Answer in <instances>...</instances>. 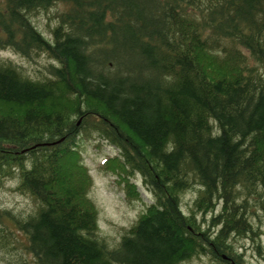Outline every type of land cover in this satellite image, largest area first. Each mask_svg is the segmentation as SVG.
Here are the masks:
<instances>
[{
  "label": "trees",
  "instance_id": "trees-1",
  "mask_svg": "<svg viewBox=\"0 0 264 264\" xmlns=\"http://www.w3.org/2000/svg\"><path fill=\"white\" fill-rule=\"evenodd\" d=\"M0 45L43 56L36 76L0 57V184L31 201L0 206V236L22 233L29 264H241L227 239L253 232L250 195L264 208V0H0ZM87 128L116 147L129 200L136 172L152 194L115 245L63 164ZM191 184L215 214L183 210Z\"/></svg>",
  "mask_w": 264,
  "mask_h": 264
},
{
  "label": "rangeland",
  "instance_id": "rangeland-1",
  "mask_svg": "<svg viewBox=\"0 0 264 264\" xmlns=\"http://www.w3.org/2000/svg\"><path fill=\"white\" fill-rule=\"evenodd\" d=\"M52 11L54 10H50V13L43 11L36 18L38 28L45 35L49 34L47 23L52 25L56 21ZM0 57L25 65L27 70H32L31 73L34 76L39 72L33 69L42 63L43 58L39 56L36 61L28 62L19 53L1 45ZM209 62V59L204 57V64H210ZM207 68L210 69L209 66ZM9 109H11L9 106L0 103V112H6ZM87 129L88 131L79 133L76 145L78 148H74L68 155H65L63 164L65 167L67 165L68 170H79L80 177L82 171L85 173L82 182L87 189L86 203L91 204L97 212L99 232L107 238L111 245H115L126 228L136 220L146 203L152 200V194L143 184L141 175L136 172L133 177H129V180L136 183L141 196L138 199L129 200L122 187V181L126 176L120 174L126 173L121 171L118 163L120 161L116 157L118 154L116 147L105 139L95 136L96 133L90 128ZM13 185L12 178L3 179V184H0V206L14 212H25L31 207V201L27 196L15 191L12 188ZM191 185L180 194L183 210L185 212L192 210L199 219L205 215L210 217L215 214L219 209L218 204L212 214L210 213L213 210H208L206 213L194 211L193 199L198 193L199 185ZM249 202L250 217L248 219L253 226V232L231 234L227 243L231 245L230 248L235 255H241L243 258L241 264H264V208L257 194L250 195ZM4 218L11 222L6 217ZM204 219H206V224L208 220ZM10 227L13 225L11 224ZM232 255L236 257L233 253ZM31 260L32 255L26 248V240L22 233L15 231L11 235L0 236V264H29ZM180 264H221V261L205 252L192 256Z\"/></svg>",
  "mask_w": 264,
  "mask_h": 264
}]
</instances>
